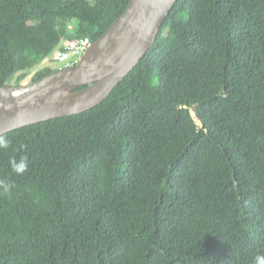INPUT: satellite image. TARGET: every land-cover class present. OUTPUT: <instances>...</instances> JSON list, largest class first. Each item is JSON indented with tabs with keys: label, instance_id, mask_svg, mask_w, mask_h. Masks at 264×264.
<instances>
[{
	"label": "trees",
	"instance_id": "16d2710c",
	"mask_svg": "<svg viewBox=\"0 0 264 264\" xmlns=\"http://www.w3.org/2000/svg\"><path fill=\"white\" fill-rule=\"evenodd\" d=\"M128 1L0 0V87L100 38ZM3 135L0 179L15 187L0 194V264H252L264 254V0H176L102 102Z\"/></svg>",
	"mask_w": 264,
	"mask_h": 264
},
{
	"label": "water",
	"instance_id": "95a60500",
	"mask_svg": "<svg viewBox=\"0 0 264 264\" xmlns=\"http://www.w3.org/2000/svg\"><path fill=\"white\" fill-rule=\"evenodd\" d=\"M176 0H129L74 68L0 87V135L77 114L102 102L152 46Z\"/></svg>",
	"mask_w": 264,
	"mask_h": 264
},
{
	"label": "built area",
	"instance_id": "2783aa9c",
	"mask_svg": "<svg viewBox=\"0 0 264 264\" xmlns=\"http://www.w3.org/2000/svg\"><path fill=\"white\" fill-rule=\"evenodd\" d=\"M92 41L87 38L75 40L73 43H64L62 48H56L51 55L46 57L42 64L56 70H63L75 67Z\"/></svg>",
	"mask_w": 264,
	"mask_h": 264
},
{
	"label": "clouds",
	"instance_id": "9594fccd",
	"mask_svg": "<svg viewBox=\"0 0 264 264\" xmlns=\"http://www.w3.org/2000/svg\"><path fill=\"white\" fill-rule=\"evenodd\" d=\"M10 143L11 141L6 136L0 135V150L9 148ZM9 166L15 174L23 175L28 171L29 161L27 156H21L18 160L16 158H11L9 160ZM14 187V183L6 182L5 180L0 179V194H10ZM252 264H264V254L255 255Z\"/></svg>",
	"mask_w": 264,
	"mask_h": 264
},
{
	"label": "rangeland",
	"instance_id": "374dc122",
	"mask_svg": "<svg viewBox=\"0 0 264 264\" xmlns=\"http://www.w3.org/2000/svg\"><path fill=\"white\" fill-rule=\"evenodd\" d=\"M44 65H45V63L42 64V62H41V63H40L39 65H37L36 67L32 68V69L28 72V76H27V78L22 82V84H28V83H30V81H31V77L33 76V74H34L38 69L44 67ZM9 84H10V85H14V81H11Z\"/></svg>",
	"mask_w": 264,
	"mask_h": 264
}]
</instances>
